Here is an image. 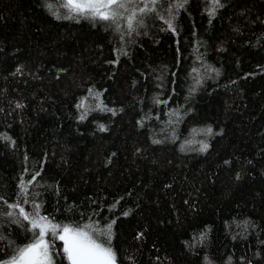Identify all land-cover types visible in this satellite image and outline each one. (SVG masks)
I'll use <instances>...</instances> for the list:
<instances>
[{"label":"trees","instance_id":"trees-1","mask_svg":"<svg viewBox=\"0 0 264 264\" xmlns=\"http://www.w3.org/2000/svg\"><path fill=\"white\" fill-rule=\"evenodd\" d=\"M220 3L187 0L175 31L150 14L121 39L56 19L58 0H0L4 200L23 178L56 223L115 221L117 264H264V0ZM0 232V261L31 238L7 218Z\"/></svg>","mask_w":264,"mask_h":264},{"label":"snow or ice","instance_id":"snow-or-ice-1","mask_svg":"<svg viewBox=\"0 0 264 264\" xmlns=\"http://www.w3.org/2000/svg\"><path fill=\"white\" fill-rule=\"evenodd\" d=\"M162 0H58L59 7L64 9L63 13L59 11L52 12L56 19L91 20L95 22H104L106 27L112 28L119 33L121 39L124 35H131L137 31L138 27L144 26V17L154 14L161 19L169 30L175 31L173 20L175 15L173 8L178 12L187 3V0H176L174 5L169 4L164 8L167 16L159 10ZM212 8L210 15H215L217 8L222 7L220 0H211ZM51 11L53 5L47 4ZM121 21L126 26V32L121 28ZM127 55L123 49L117 50V59L119 55ZM193 72H198L193 69ZM200 83L199 79L196 81ZM89 94L92 90L89 89ZM101 94L97 93L96 98L99 99ZM102 105V101H101ZM17 108L23 107L21 104L16 105ZM83 107V101L77 106ZM115 114V110L106 109ZM82 114L80 119L85 118ZM101 131L105 130L104 126H100ZM195 131V130H194ZM200 132L211 135L212 130H199ZM5 139H9L5 137ZM159 143L160 141H154ZM194 141H188V144ZM208 145L201 143L200 151H206ZM183 150V148H182ZM36 172L27 184L39 176ZM20 194L14 203H8L4 197L0 195V201L7 205V209L0 207V227H3V220L7 218L8 222L15 224L24 229L25 232L31 234V238L26 244L15 245L13 241H8L12 246V254L7 260L0 261V264H57V257L63 256L67 264H117V254L111 246V228L112 223L108 224L107 230L94 227L92 224H84L83 226H73L71 224H60L54 222L48 216L41 215V205L35 201H29L28 188L26 182L20 180ZM23 197V199H21ZM32 204V211H26L23 205ZM128 213H125L127 215ZM100 236L106 239L101 241ZM8 238L0 232V241ZM61 241L62 247L57 249L55 241Z\"/></svg>","mask_w":264,"mask_h":264}]
</instances>
